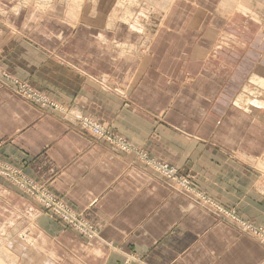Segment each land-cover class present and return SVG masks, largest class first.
I'll use <instances>...</instances> for the list:
<instances>
[{
    "label": "crops",
    "instance_id": "crops-1",
    "mask_svg": "<svg viewBox=\"0 0 264 264\" xmlns=\"http://www.w3.org/2000/svg\"><path fill=\"white\" fill-rule=\"evenodd\" d=\"M219 1L174 0L166 17L148 7L132 20L114 0L71 12L58 4L42 16L12 1L0 7V210L11 216L0 227L17 263L264 264V241L212 208L264 226L249 162L264 158V107L239 99L264 69V30L219 13ZM15 79L68 113L38 107ZM255 90L248 96L264 95ZM85 115L133 150L81 128ZM144 156L191 175L206 197L171 186ZM19 176L65 201L97 236L48 216ZM7 243L1 251L11 254Z\"/></svg>",
    "mask_w": 264,
    "mask_h": 264
},
{
    "label": "rangeland",
    "instance_id": "rangeland-1",
    "mask_svg": "<svg viewBox=\"0 0 264 264\" xmlns=\"http://www.w3.org/2000/svg\"><path fill=\"white\" fill-rule=\"evenodd\" d=\"M10 1H12L14 3V6H16L19 10L21 8H26V7L32 9L35 12L36 16H42V15L47 14L48 12H52V11L57 10V7L56 6L58 4H61L62 6H64L68 11H70L71 7L74 8V9H76V11H77L79 9V8H77V4H78V7H79L80 4L82 5V4H86V3L87 4H97L99 6L100 5H103L105 3V0H0V7H2L4 5L9 6L10 5L9 4ZM114 1H115L114 2V6L117 7L118 9L119 8L120 9L121 8L125 9V7L128 9L127 10V12H128L127 15H128V17L131 20L133 18H137L138 16H144L145 17L144 13H145V10H147L145 8H148V7L151 8L152 10H158L159 9L158 13L161 11L160 12V13H162L161 15L162 16H163V14L165 15V11L163 9L160 10V8H159V7H161L160 6L161 5V0H114ZM164 1L165 0H162V2H164ZM173 1L174 0H172V2ZM253 1L256 2V0H253ZM72 4L74 6H72ZM257 4L263 5L264 3L261 4L260 2H257ZM263 7H264V5H263ZM166 8L168 9L169 7L166 6ZM72 11H74V10H72ZM136 12H137V14H136ZM219 13H223V12H219ZM248 16L249 15L246 14V17L247 18H250ZM214 27H217V26H214ZM127 47L128 48H126V50H128V51L127 52H123V53L124 54H127L126 56L129 55V57H131L134 54L135 47L133 46V44H129V45H127ZM209 52H211V51H209ZM208 53H206V54H208ZM17 80H19V79H17ZM250 80H251L252 85L249 84L245 88V90L248 92V94H243L239 99H242V102L246 103L247 98L249 100H250V98H252V99L254 98L253 101H252L253 106H254V108L259 109L257 106L255 107L254 102L257 99H259V100L260 99H263L264 98V95L261 94V96H260V95L257 94V95H253V97H250L248 95L249 94H252V92L255 89H257L255 91H258V92L264 90V69L260 68L258 71H256L253 74V76H252V78ZM19 81L27 84L28 86H30L32 88H34V90L37 93L41 94L44 97V99L41 100V103L36 102L34 100H30L31 102H33L38 107H40V108H42L44 110L50 111V112H55V113L56 112L57 113L59 112L61 114H63V112H64V114L65 113H68V110H65V109H63L62 106L57 105L55 102H53L51 99H49V97L43 95L42 92H40L39 90H37L34 86H32L31 84H29L28 82H25V81H22V80H19ZM98 82L101 85L104 84V81L103 80H98ZM259 97H261V98H259ZM86 119H88V120L90 119L93 122L98 123L92 117L85 115V116H82V117H80L78 119L81 128L90 131L93 135L101 138L102 140H105V141L109 142L110 144H114V145L118 146L121 150H125V151L133 150L132 144L127 139H125L123 136L115 133L114 131H111L108 127L102 125L101 123H99V124H101L104 128H106L108 131H110V133L112 132L113 135H115L113 137V141L110 140V139H108V138H106V137L97 135L94 131H92L88 127L83 126V122ZM116 138H122L123 141L127 144V146L129 145V147H126V148L123 147L122 148L120 145L117 144L118 142H116V141L119 140V139H116ZM145 158H146L145 159L146 160V163L148 162L149 166H151L154 170H156L158 173H160L168 181V183L171 186L176 187L178 189H181V190H183L185 192H188L189 194H192L194 192H197L196 187L194 186L195 185L194 184L195 183L194 182V178L191 175H185V174L180 173L179 169L174 166L177 169L178 176L180 175L181 178L186 179V180L190 181V183H192V187L196 190V191L194 190L193 192H191V189H187V188L182 187L181 184L179 183L180 182L179 179H173V178L168 179V178L165 177L164 174H162L161 172H159L156 169V167L158 166V164L156 165L155 163H158L159 162V164H164V163H167V162L155 160L153 158H149L148 156H146ZM260 161H261V158H257L255 160L253 159L252 161H249V162H251V165L253 166L252 168L254 170H256V172L258 173V179H257V185H256L257 187L256 188H257V190L259 191L260 194H263L264 195V167L260 165ZM167 164H169V163H167ZM169 165H171V164H169ZM16 184H17L18 187H20L22 190H24V192L27 193L28 196H30L34 200H36L39 203V205L41 206V208L44 210V212L48 216H50L51 218L58 219L65 226H68L69 228L75 230L72 226H70L63 219V218H72V217L75 218L73 214H72V217H68L69 215H66L63 212H60L59 210L57 211L55 205L49 207V205H47V203L42 202V196H41L40 190H35L34 192H32V190H30L29 185L27 184L26 180L24 178H22L21 176H19L18 181H17ZM197 193L200 194L201 197H206L205 195H203V194H201L199 192H197ZM212 208L214 209V211L217 214H221L225 218H231V215L232 214H234L236 218H243L241 215H239L238 211L235 208H226V207H222V206H218V205H214ZM72 209L77 214V211L74 208H72ZM2 211H4V213L6 212V210H4V209L0 210V218H10L11 217V216L6 217V215L3 214ZM261 212H262L261 209L258 208L257 209V213L258 214H261ZM28 214H31V213L29 212ZM30 216L31 215H29V217ZM3 233H7V230H6V228L4 226H1L0 227V238H1V240H0V250H1V246L4 247L5 246L4 243H7V241H10V239H11L10 238L11 236L9 234L5 235ZM11 242L15 246L16 243H14L13 240H11ZM6 245L8 246L9 250L11 251V253H14V251L11 250V248H10L9 242ZM19 264H25V259L19 260Z\"/></svg>",
    "mask_w": 264,
    "mask_h": 264
},
{
    "label": "built area",
    "instance_id": "built-area-1",
    "mask_svg": "<svg viewBox=\"0 0 264 264\" xmlns=\"http://www.w3.org/2000/svg\"><path fill=\"white\" fill-rule=\"evenodd\" d=\"M0 74L5 75L8 78V75H6L3 72L1 73V70H0ZM13 82L15 84V87H14L15 91L18 94H21L22 96H24L25 98L29 100H34L39 103H41V100L44 99V97L41 94L37 93L34 90V88L28 86L27 84L20 82L17 79L13 80ZM83 126L88 127L89 129L94 131L97 135L106 137L113 141V137L115 135H113L112 132L111 134L110 131L104 128L101 124L93 122L90 119L89 120L86 119L83 122ZM116 139H119L116 142H118L117 144L120 145L122 148L129 147V145L127 146V144L123 141L122 138H116ZM155 164L156 165L158 164L156 169L162 174H164L166 178L179 179L180 181L179 183L181 184L182 187L191 189V191H194V188L192 187V183H190V181L186 179L181 178L180 175L178 176L177 169L174 166L169 165L167 163L159 164V162ZM27 184L29 185V188L30 190H32V192H34L35 190H40L41 196H42V202L47 203L49 207L55 205L57 211L59 210L60 212H63L64 214L69 215L68 217H72V214H73L75 218L72 217V218H63V219L70 226H72L76 231H78L80 234H82L88 239H93L97 236L98 234L97 229L92 224H90L85 218H83L82 215H80L79 213L76 214L73 211L72 207H70L61 198L55 196L48 189L41 187L36 183L27 182ZM228 219L231 220L232 222L239 224L238 226L241 227L243 230L253 232L256 236H258L261 240L264 241V226H255L254 224L244 221L241 218H236L234 214H232L231 218H228Z\"/></svg>",
    "mask_w": 264,
    "mask_h": 264
},
{
    "label": "bare ground",
    "instance_id": "bare-ground-1",
    "mask_svg": "<svg viewBox=\"0 0 264 264\" xmlns=\"http://www.w3.org/2000/svg\"><path fill=\"white\" fill-rule=\"evenodd\" d=\"M172 0H165L164 2H162L161 0V9H163L165 11V15L163 14V17H166V14L169 12L170 6L172 5ZM220 5H219V12H223L226 13L228 15L227 18H232V16H235L237 13H242L244 16H246V14H248L251 19L258 21V22H262V27L264 28V7H263V3L264 0H256V2H254L253 0H220ZM257 2H260L263 5H259L257 4ZM41 3V2H40ZM169 4V5H168ZM72 6H74L72 4ZM166 6H168L169 8L167 9ZM77 8H78V4H77ZM159 11V9L157 10V12ZM161 12V11H160ZM159 12V13H160ZM213 28V27H212ZM262 28V30H264ZM215 29V34L217 33V37H219L221 30L218 29V27H214ZM209 34V33H208ZM211 38V37H209ZM255 107H264V100L263 99H257L254 102ZM260 165L264 167V159H261L260 161ZM17 256L16 254H7V253H3L0 250V263L2 264H19L17 263Z\"/></svg>",
    "mask_w": 264,
    "mask_h": 264
}]
</instances>
